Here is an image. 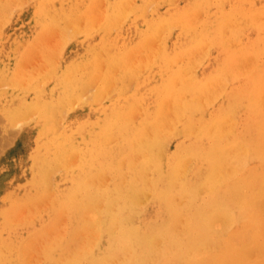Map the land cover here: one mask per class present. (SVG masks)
I'll return each instance as SVG.
<instances>
[{
    "label": "rangeland",
    "instance_id": "obj_1",
    "mask_svg": "<svg viewBox=\"0 0 264 264\" xmlns=\"http://www.w3.org/2000/svg\"><path fill=\"white\" fill-rule=\"evenodd\" d=\"M99 199L208 246L139 264H264V0H0V264H71Z\"/></svg>",
    "mask_w": 264,
    "mask_h": 264
},
{
    "label": "bare ground",
    "instance_id": "obj_2",
    "mask_svg": "<svg viewBox=\"0 0 264 264\" xmlns=\"http://www.w3.org/2000/svg\"><path fill=\"white\" fill-rule=\"evenodd\" d=\"M128 3V1H127ZM129 7V5H126ZM127 7V9H129ZM123 9V8H122ZM126 10V9H125ZM124 10V11H125ZM114 11V10H113ZM116 11V10H115ZM123 11V10H122ZM123 13V12H122ZM126 14V13H125ZM162 29V28H161ZM152 54V53H151ZM112 57V55H111ZM176 95V94H175ZM114 107V106H113ZM103 109V108H102ZM97 112V111H96ZM100 112V111H99ZM103 113V112H102ZM100 114V113H99ZM105 114V113H103ZM101 115V114H100ZM104 116V115H103ZM121 116V115H119ZM112 117V116H111ZM110 117V119H112ZM29 118V117H28ZM103 118V117H102ZM107 118V116H106ZM114 118V116H113ZM100 119V118H99ZM98 120V119H97ZM114 120V119H113ZM98 122V121H97ZM105 122V121H104ZM113 122V121H112ZM24 123V122H23ZM103 124V123H102ZM109 124V123H108ZM103 126V125H102ZM101 126V128H103ZM113 131V130H112ZM111 131V132H112ZM100 132V130H99ZM114 132V131H113ZM105 133V131H104ZM108 133V132H107ZM151 134V133H150ZM102 135V134H101ZM137 135V134H136ZM106 137V136H104ZM102 138V137H101ZM9 139V138H8ZM7 139V140H8ZM104 139V138H103ZM102 139V140H103ZM111 140V139H110ZM155 140V138H154ZM104 141V140H103ZM106 141V140H105ZM150 141V140H149ZM153 141V140H152ZM156 141V140H155ZM104 144V143H102ZM153 148V147H152ZM104 149V148H103ZM122 149V148H121ZM124 150V149H123ZM150 151L152 152V150L150 149ZM113 153V152H112ZM136 153V152H135ZM216 152L212 153L210 162L215 165L217 164L218 158L216 157ZM111 156V155H110ZM139 156V155H138ZM108 157V155H107ZM106 157V158H107ZM113 157V156H111ZM131 157V156H130ZM146 157V156H145ZM78 158V157H77ZM133 158V157H132ZM109 160H112V158H110ZM145 160V159H144ZM148 160V159H147ZM100 161V160H99ZM105 161V160H104ZM109 162V161H108ZM111 162V161H110ZM109 162V163H110ZM103 163H101L102 165ZM107 164V163H106ZM105 164V165H106ZM70 165V164H69ZM99 165V163H98ZM104 165V164H103ZM108 166V164H107ZM113 166V165H112ZM149 166V165H148ZM104 167V166H103ZM147 170V169H146ZM150 171V170H148ZM160 171V170H159ZM112 172V171H111ZM104 175V174H103ZM132 175V174H131ZM101 178V177H100ZM139 178V177H138ZM117 179V178H116ZM131 180V179H130ZM144 180V179H143ZM146 180V179H145ZM126 181V180H125ZM147 181V180H146ZM90 182V181H89ZM105 183V182H104ZM110 184V183H109ZM124 184V182H123ZM145 185L147 184L146 182L144 183ZM162 184V183H161ZM166 184V183H165ZM171 184V183H170ZM107 185V183L105 184ZM104 185V186H105ZM144 185V186H145ZM150 185V184H149ZM164 185V184H163ZM167 185V184H166ZM109 186V185H108ZM192 185L189 186V188ZM102 187V186H101ZM100 187V188H101ZM175 187V186H174ZM188 188V187H187ZM166 189V188H165ZM164 189V190H165ZM176 189V188H175ZM174 189V190H175ZM142 190V189H141ZM161 190V188H160ZM159 190V191H160ZM163 190V189H162ZM188 190V189H187ZM175 193V191H173ZM110 193V192H109ZM137 193V192H136ZM145 193V192H144ZM168 194L171 193V189L168 190L167 192ZM173 193V194H174ZM114 194V193H113ZM138 194V193H137ZM157 194V193H156ZM155 194V195H156ZM165 194V192H164ZM163 194V195H164ZM112 195V194H111ZM132 195V194H130ZM143 196V192L140 194ZM109 196V195H107ZM157 196V195H156ZM139 197V196H138ZM166 197H168L166 195ZM102 199V198H101ZM99 199L98 201L99 203V208L98 210L100 211V216L98 217L99 220L98 221V229L97 232L95 233L93 239L86 244L87 240L84 241V243H82L83 247L81 246L80 252L78 255L75 256L74 261L71 262V264H117L116 262L119 260V258L121 256L124 257L125 261H123L122 263L119 262V264H139L141 262H143L146 257L148 256V254L150 253V248L151 250L154 248V242L156 241V239L158 240L157 237L163 236L165 237V239H168L167 245H163L162 250L164 249V252L168 251L170 253V251L173 253L174 256V261L176 259V257L179 255V250H181L183 252V255L186 256L189 253H200L202 250L207 251L208 250V246H201L200 248H184V246L181 245L182 239L180 237V235H177L178 233H170L169 231L166 232L165 231H138V230H134L132 228H129L127 226V224L124 225L123 221L122 222V226L118 225L119 223L114 222V200H101ZM141 200L143 199V197L140 198ZM168 199V198H167ZM174 199V198H173ZM101 200V201H100ZM147 200V199H146ZM145 200V202H146ZM176 200V199H174ZM136 201V200H135ZM135 201L133 200V202L135 203ZM140 201V200H139ZM139 201L137 200L138 204H142V202H144V199L142 202L139 203ZM159 201V200H158ZM169 201H166V203ZM132 203V202H131ZM162 203V202H161ZM176 203V202H175ZM135 205V204H134ZM132 207V206H131ZM134 207V206H133ZM99 213V212H98ZM123 213V212H122ZM166 213V212H165ZM128 215V214H127ZM166 215V214H165ZM169 215V214H168ZM117 216V215H116ZM171 216V215H170ZM121 217V213L120 216ZM123 217V216H122ZM126 217V216H125ZM124 217V218H125ZM97 218V219H98ZM178 217L176 216V219ZM117 220H119L118 218H116ZM128 219V217H127ZM165 219V218H164ZM172 219V218H171ZM130 220V219H129ZM127 221V220H126ZM169 221V219H168ZM129 222V221H128ZM162 221H160L161 223ZM168 223V222H167ZM170 223V222H169ZM174 223H176V220H174ZM171 223V224H174ZM116 224L118 226V228L120 229H115ZM130 224V223H129ZM128 224V225H129ZM159 224V223H158ZM177 224V223H176ZM176 224L175 227H176ZM160 225V224H159ZM169 225V224H168ZM157 226V225H156ZM161 227V226H159ZM156 227V228H159ZM174 227V230H175ZM139 230L140 227H138ZM147 228V227H146ZM162 229V227H161ZM179 229V228H178ZM146 230V229H145ZM151 230V229H150ZM159 230V229H158ZM178 231V230H177ZM179 232V231H178ZM55 234V233H54ZM53 234V235H54ZM52 239V238H51ZM154 241V242H153ZM161 240L159 239L157 244L158 245V250L160 251V242ZM160 242V243H159ZM163 242V241H162ZM156 244V245H157ZM184 244L186 246L189 245V242L187 240V238H185L184 240ZM155 245V246H156ZM172 247V249L170 248ZM156 248V247H155ZM73 250V249H72ZM156 251V250H155ZM161 252V251H160ZM168 253V254H169ZM67 254V253H66ZM161 254V253H160ZM157 255V254H156ZM159 257V256H157ZM165 257V255H164ZM156 258V257H155ZM154 258V259H155ZM153 259V258H152ZM162 260H164L162 258ZM161 260V261H162ZM150 261V260H149ZM154 261V260H153ZM148 262V261H147ZM146 262V263H147ZM68 264H70V261L68 262ZM164 264H174L170 259H169V255L167 256L166 261L164 262Z\"/></svg>",
    "mask_w": 264,
    "mask_h": 264
}]
</instances>
